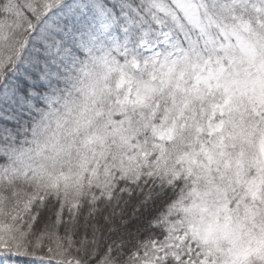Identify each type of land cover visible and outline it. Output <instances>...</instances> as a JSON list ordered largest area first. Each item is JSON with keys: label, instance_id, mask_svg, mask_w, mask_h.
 Wrapping results in <instances>:
<instances>
[{"label": "snow or ice", "instance_id": "6c2138e0", "mask_svg": "<svg viewBox=\"0 0 264 264\" xmlns=\"http://www.w3.org/2000/svg\"><path fill=\"white\" fill-rule=\"evenodd\" d=\"M0 264H264V0H0Z\"/></svg>", "mask_w": 264, "mask_h": 264}]
</instances>
